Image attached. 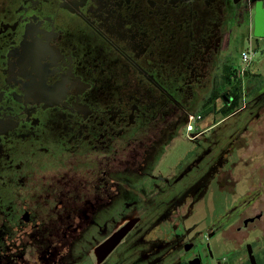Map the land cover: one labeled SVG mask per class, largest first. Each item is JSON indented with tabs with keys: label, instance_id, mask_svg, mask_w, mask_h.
I'll use <instances>...</instances> for the list:
<instances>
[{
	"label": "flooded vegetation",
	"instance_id": "af4514ba",
	"mask_svg": "<svg viewBox=\"0 0 264 264\" xmlns=\"http://www.w3.org/2000/svg\"><path fill=\"white\" fill-rule=\"evenodd\" d=\"M258 7L264 17V0H0V264H111L128 245L122 264H229L220 226L190 220L211 184L235 190L244 137L216 155L212 136L264 97L240 59L246 46L264 55ZM184 127L209 140L204 167L155 173Z\"/></svg>",
	"mask_w": 264,
	"mask_h": 264
},
{
	"label": "rangeland",
	"instance_id": "374dc122",
	"mask_svg": "<svg viewBox=\"0 0 264 264\" xmlns=\"http://www.w3.org/2000/svg\"><path fill=\"white\" fill-rule=\"evenodd\" d=\"M254 48V46H246L243 51L251 50L256 53L252 57V61L256 66V71L264 77V55ZM241 53L240 59H242ZM253 106L255 108L253 113L244 111L224 119L222 125L220 124L215 130L214 136H212V140L217 141L216 148L213 151L216 155L219 154L222 146L230 145L239 135L244 137L245 147L238 153L239 164H237L234 172L236 185L233 195L227 191L221 192L218 186H215V183L211 184L212 194L197 204L196 211L190 220L192 224H196L195 228L199 232H206L207 230L212 232L218 225L220 226V231L214 236L213 243L218 251L223 248L232 252V255L229 256V264L248 263L247 250L245 249L247 244L253 246L259 264H264V97L257 98ZM255 114L258 115L255 117ZM218 119L219 117H217ZM201 124L206 126V122H201ZM194 134L195 131L188 132L185 127L182 128L173 143L159 154L157 158L158 165L154 172L161 171L163 174H166L167 170L173 172L174 167L179 162L180 165L177 167L187 165L196 157L200 160L195 170L199 174L200 168L204 167L207 162L206 159H209V157L205 158L204 154L210 143L209 140L207 142L201 139L192 140L191 136ZM212 144H215V142H212ZM243 156L246 160L242 163ZM236 160L233 157L232 161L236 162ZM253 177L259 179H253ZM259 181L261 189L254 195H247L246 193ZM161 184L159 182V185ZM158 212L159 210L151 207L148 210V215L156 216ZM252 213H261L263 217L261 220L249 224L242 232H238L239 227H245H243V221ZM190 221L187 223L190 224ZM128 248H130L129 245L122 247L121 253L113 255L109 263L122 264L125 250Z\"/></svg>",
	"mask_w": 264,
	"mask_h": 264
},
{
	"label": "water",
	"instance_id": "95a60500",
	"mask_svg": "<svg viewBox=\"0 0 264 264\" xmlns=\"http://www.w3.org/2000/svg\"><path fill=\"white\" fill-rule=\"evenodd\" d=\"M263 28H264V17H263L260 7H258L257 14L255 17V29H254L255 37H258V38L263 37ZM134 223L135 221L126 225L124 228L119 230L115 235H113L108 241H106L99 248H97L96 251L98 253V256H100L99 257L100 261L104 260V258L121 242V240L125 237V235L134 226ZM246 250H247L249 263L258 264L256 256L254 254L253 246L251 244H247ZM225 264H228V263H225Z\"/></svg>",
	"mask_w": 264,
	"mask_h": 264
},
{
	"label": "built area",
	"instance_id": "2783aa9c",
	"mask_svg": "<svg viewBox=\"0 0 264 264\" xmlns=\"http://www.w3.org/2000/svg\"><path fill=\"white\" fill-rule=\"evenodd\" d=\"M253 52L251 50L243 51L241 58L244 62L248 63L252 60Z\"/></svg>",
	"mask_w": 264,
	"mask_h": 264
},
{
	"label": "trees",
	"instance_id": "16d2710c",
	"mask_svg": "<svg viewBox=\"0 0 264 264\" xmlns=\"http://www.w3.org/2000/svg\"><path fill=\"white\" fill-rule=\"evenodd\" d=\"M256 259H257V258H256ZM257 262H258V260H257ZM247 264H250V263H249V261H248V263H247ZM258 264H259V262H258Z\"/></svg>",
	"mask_w": 264,
	"mask_h": 264
}]
</instances>
